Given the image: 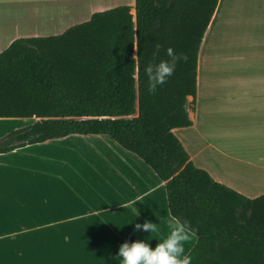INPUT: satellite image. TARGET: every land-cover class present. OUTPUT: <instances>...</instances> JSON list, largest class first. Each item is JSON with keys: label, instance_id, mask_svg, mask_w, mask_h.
Here are the masks:
<instances>
[{"label": "trees", "instance_id": "trees-1", "mask_svg": "<svg viewBox=\"0 0 264 264\" xmlns=\"http://www.w3.org/2000/svg\"><path fill=\"white\" fill-rule=\"evenodd\" d=\"M220 0H135L61 35L0 53V119L35 123L0 139V156L69 136H107L165 184L171 216L197 229L191 264H264V195L251 199L190 160L175 129L193 125L199 53ZM183 53L147 91L144 66ZM189 98L193 100L189 103Z\"/></svg>", "mask_w": 264, "mask_h": 264}, {"label": "crops", "instance_id": "crops-1", "mask_svg": "<svg viewBox=\"0 0 264 264\" xmlns=\"http://www.w3.org/2000/svg\"><path fill=\"white\" fill-rule=\"evenodd\" d=\"M59 1L66 0H0V8L31 10L26 30H0V43L3 36L10 38V45L38 37L30 32V20ZM231 10L229 31L235 39L240 11L248 12L262 37L249 42L246 53L234 51L235 42L227 49H211L208 76L198 80L200 104L196 98L194 110L187 106L193 122L187 129L193 132H187V144L181 143L196 167L211 175L197 162L198 154L207 151L219 170L237 183L233 187L211 176L255 199L264 195V0H236ZM213 57L221 59V65L213 66ZM191 135L202 144L194 153L189 151ZM70 137L100 136L74 135L0 156V264H120L117 254L124 241L145 239L155 246L157 237L167 234L171 215L165 184L156 174L109 137L93 149L65 144ZM83 152L99 154V159H86ZM145 220L158 224V234L133 231ZM196 242L187 246L188 254Z\"/></svg>", "mask_w": 264, "mask_h": 264}, {"label": "rangeland", "instance_id": "rangeland-1", "mask_svg": "<svg viewBox=\"0 0 264 264\" xmlns=\"http://www.w3.org/2000/svg\"><path fill=\"white\" fill-rule=\"evenodd\" d=\"M59 2L61 3L54 4L55 6L51 7L48 10V13L39 12L37 14L38 19L30 20V23L32 24L30 32L32 33V35L33 33H35L34 35H39L38 37L61 35L68 29L89 21L91 16L96 12H103L119 6H135V0H66ZM235 2L236 0L220 1V5L217 11L218 14L215 17L210 29H208L205 35V39L203 41L204 43L201 46L198 66V80H203L205 77L208 76V72L206 73V76L205 71H207V66L211 62V49H227L232 47L230 45L231 42H235V46L237 47V49L235 48L234 51L246 53L247 51H249V48H247V44L249 42L252 43L258 37H262L261 33L255 28L252 22H250L247 11H240L238 17H236L237 20H235L236 24L234 25L235 28L233 33L236 34L237 39L232 36L231 32L233 29V25L231 24V6ZM239 4H241V2H239ZM30 13L31 10H26L23 8L18 10L10 8V6L0 8V30H7L9 32L14 33H23L24 30H26V21L28 20V16ZM39 17H41L40 20ZM229 28L231 29V32L229 31ZM2 39L3 41L0 43V52L10 46L9 37L3 36ZM243 42L244 45H242ZM212 60L213 66L221 65V59L213 57ZM230 87L231 86H229L228 88ZM200 91V86L198 84L197 102L199 104L201 100V97L199 96ZM190 100L191 98L189 99V102ZM34 123V119H0V139H2L4 136L11 132L27 127ZM187 132L193 131L189 129H177L175 131V135L180 141L187 144ZM71 138L72 137L68 138L65 144L76 145L77 143H83L86 146L92 145V149L94 148L93 146L101 148L103 146V144L101 143H104L109 140L108 137L105 136L95 138L81 137L80 139ZM192 141L193 148H190L189 151L191 153H194L195 151L201 150L202 144L200 139L193 135ZM81 155H83V157L86 159H99V157L97 156L99 154L83 152L81 153ZM208 155L209 153L207 151L200 152L198 154L197 162L202 163L203 165H205V167H208L213 177L220 176L223 181L232 186L237 183L236 179H234V177H232L230 174L219 170L218 166L216 165V162L210 160L208 158ZM244 186L247 187L246 185Z\"/></svg>", "mask_w": 264, "mask_h": 264}, {"label": "clouds", "instance_id": "clouds-1", "mask_svg": "<svg viewBox=\"0 0 264 264\" xmlns=\"http://www.w3.org/2000/svg\"><path fill=\"white\" fill-rule=\"evenodd\" d=\"M167 59H161L158 63H148L144 66V74L147 77V91L155 94L158 86H162L170 78L180 60H186L187 56L177 53L172 47L166 50ZM168 232L161 239L157 237V243L152 246L151 240L137 239L124 241L117 256L120 264H191L193 257L188 254L187 246L196 239L197 229L186 218L170 216L167 221ZM134 232H149L158 234V224L150 220L144 223H136Z\"/></svg>", "mask_w": 264, "mask_h": 264}, {"label": "bare ground", "instance_id": "bare-ground-1", "mask_svg": "<svg viewBox=\"0 0 264 264\" xmlns=\"http://www.w3.org/2000/svg\"><path fill=\"white\" fill-rule=\"evenodd\" d=\"M89 3V2H88ZM52 12V11H51ZM48 13V12H47ZM34 14V13H33ZM46 16V15H45ZM45 16H44V18H45ZM52 16V15H51ZM34 17V16H33ZM60 20V19H59ZM38 22V21H37Z\"/></svg>", "mask_w": 264, "mask_h": 264}]
</instances>
